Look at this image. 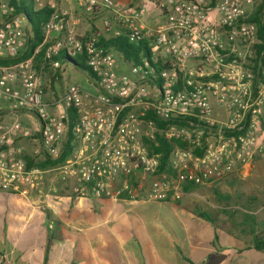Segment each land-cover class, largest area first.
I'll return each mask as SVG.
<instances>
[{"label":"built area","instance_id":"obj_1","mask_svg":"<svg viewBox=\"0 0 264 264\" xmlns=\"http://www.w3.org/2000/svg\"><path fill=\"white\" fill-rule=\"evenodd\" d=\"M35 1L54 10L43 44H49L53 76L61 70L64 79L65 66L53 60L61 53L85 54L96 84L66 83L55 94L35 68L41 47L14 66H0V192L42 191L47 174L56 173L76 180L77 197L176 204L186 184L202 187L244 174L264 158V50L258 26L249 21L259 0H150L165 15L149 29L146 8L128 14L114 0H79L88 15L99 8L108 12L104 33L119 37L126 31L131 43H149L150 56L138 65L118 61L98 46L97 36L81 39L78 21L59 6L62 0ZM0 13V57H18L28 39L24 19H8V0H0ZM53 38L58 41L51 43ZM71 109L77 120L67 161L28 168L20 141H31L38 158L59 159ZM150 112L188 123L159 131ZM4 113L16 119L4 121ZM21 115L36 120L32 128ZM158 133L187 146L173 149L170 174L159 171L161 155L151 150L159 147Z\"/></svg>","mask_w":264,"mask_h":264},{"label":"crops","instance_id":"obj_2","mask_svg":"<svg viewBox=\"0 0 264 264\" xmlns=\"http://www.w3.org/2000/svg\"><path fill=\"white\" fill-rule=\"evenodd\" d=\"M114 1L128 14L146 8L147 29L164 22L150 0ZM61 8L78 21L81 36L94 25L105 34L104 17L88 16L79 0H62ZM19 145L39 157L31 141ZM76 185L50 173L42 191L0 192V264H264L252 234L264 237V158L247 173L185 192L176 204L77 197Z\"/></svg>","mask_w":264,"mask_h":264},{"label":"trees","instance_id":"obj_3","mask_svg":"<svg viewBox=\"0 0 264 264\" xmlns=\"http://www.w3.org/2000/svg\"><path fill=\"white\" fill-rule=\"evenodd\" d=\"M9 8L11 9V14L8 19L23 18L24 28L28 36L25 48L21 51L18 57H0V66H14L19 62L31 58L34 56L36 50L41 47L40 51L34 58L35 68L42 75L45 80L51 82V90L55 94H60L64 90V81L62 78L61 70H58L53 76V70L51 68V61L46 59V50L49 46L43 45L46 32L45 27L47 23L51 20L54 10L49 8L47 5H39L35 0H8ZM255 12L250 17L249 21L255 23L258 26L260 40L262 42L261 49L264 50V0H259L255 5ZM163 12V16L165 12ZM88 16H99V18L104 17L102 24L110 16L106 10L97 9L93 14ZM1 25V24H0ZM121 29L120 27L117 28ZM97 36L98 46L105 49L107 52L114 53L118 61H125L131 65L141 64L142 60L149 58L151 50L150 45L147 41L139 43H131L128 38V32L122 31L121 36L115 37L112 33H100L95 25L92 31L86 33L81 39L86 40L87 38ZM57 38H53L51 43H56ZM43 45V46H42ZM53 60H58L65 66L64 69L71 67L74 69H79L86 76L90 84H96V79L87 66V57L85 54L76 55L75 57H70L65 53H61L58 57ZM257 74V61H255ZM155 67V66H153ZM61 89V91L58 90ZM69 133L62 145L61 156L59 159H45V158H32L28 155H24L25 160L28 164V168H39V169H49L59 165L64 164L69 156L71 155L74 148V126L76 124L77 115L74 109L69 110ZM148 118L152 119L159 131L165 130L174 124L186 125L188 120H175L164 121L157 118L154 112L148 114ZM156 142L159 145L158 148L152 145L151 150L155 154L161 155V166L159 171L162 173L170 174V157L172 151L175 147L180 149H185L187 146L179 141H168L165 139L164 135L158 133L156 135ZM198 186L194 184H186L184 186V192H189L196 189ZM201 217L208 219L206 215ZM254 236L255 248L258 251H264V237L261 234H257L256 229L252 231Z\"/></svg>","mask_w":264,"mask_h":264},{"label":"rangeland","instance_id":"obj_4","mask_svg":"<svg viewBox=\"0 0 264 264\" xmlns=\"http://www.w3.org/2000/svg\"><path fill=\"white\" fill-rule=\"evenodd\" d=\"M59 6H61L60 2H59ZM256 8V7H255ZM253 9V13L255 12L256 9ZM253 15V14H252ZM78 27V26H77ZM77 27H76V31H77ZM78 33V32H77ZM79 34V33H78ZM80 35V34H79ZM81 36V35H80ZM128 66V65H127ZM127 71H129V68L127 67ZM71 72V73H70ZM64 79L65 81L63 82L64 83V87H65V84H71V83H76V84H84V81H85V84H86V81H87V78L86 76L82 73L81 70L79 69H74V68H71V67H68V70H67V73H65L64 75ZM63 87V88H64ZM58 90L61 91V89H59L58 87ZM20 120L22 121V123L25 125V126H28V127H33V125L36 123V120H33V122L29 121L26 116H21L20 117Z\"/></svg>","mask_w":264,"mask_h":264}]
</instances>
